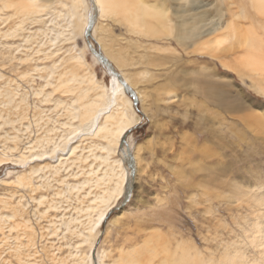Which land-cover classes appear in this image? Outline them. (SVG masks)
I'll return each mask as SVG.
<instances>
[{"label":"rangeland","instance_id":"rangeland-1","mask_svg":"<svg viewBox=\"0 0 264 264\" xmlns=\"http://www.w3.org/2000/svg\"><path fill=\"white\" fill-rule=\"evenodd\" d=\"M19 2H26V0ZM52 2L50 10L42 16L43 22L25 19L19 26L20 28H17V23L22 18L11 17L9 19L12 15L11 11L8 13L9 17L2 15L6 14L4 12L0 14L2 15L0 16V92L17 94L14 98L15 103L13 102L11 106H4L0 97V117L2 120L14 122L13 127L12 125L3 126L0 130V137L6 133L16 135L12 128L24 132L23 129L28 126L27 132L17 134L20 137L17 143L19 148H23V145L29 141L44 137L45 131L53 126L52 121L45 124L46 119L58 120L59 123L67 121V107L71 103L70 100L75 97V93L72 95L64 94L61 90L54 91V85L58 84L59 74L61 76L66 74L62 77L63 79L68 78L69 69L74 66L71 71L85 77L91 73L99 83L104 86L110 85L111 75L99 62L95 61L96 58H93L84 39V33L76 31L75 36L70 40L59 39L54 44H51L49 40L54 38L55 32L51 34L47 32V36L37 33L47 28L59 30L58 23L62 26L64 24L61 14L67 12V8H63L59 3L66 1L52 0ZM226 2L222 7L219 6L221 13L216 15L218 7L216 0H187V4L194 6L197 12L202 11L203 15L208 20L210 19L211 24L208 27L215 28L223 22H233L241 32L255 28L256 34L263 37L262 24L253 21L248 16L244 19L237 16L243 8L247 15L251 16L253 11L248 8V5H239L232 3L233 1ZM189 11H192L191 8ZM51 19L56 25L55 28L48 23L47 26L45 25V22ZM103 20V23L100 22L101 27L107 31L99 29L96 38L95 35L90 38L91 45L96 52L103 51L98 43V40L101 41L99 36L109 37V35L115 38L114 41L118 47L126 48L134 44L147 50L139 49L136 55L131 56L135 62L133 67L118 69L111 64L118 74L126 73L131 76L142 73L148 76L166 74L167 83L164 77L145 82L149 78L147 77L137 84L138 90H143L152 97L147 98L146 96L143 105L148 107L153 100L156 104L154 108L156 111L153 110L154 114L150 113L147 116L135 97L137 103L133 104V110L139 117V123L123 137L121 150L112 157V160L123 159L128 173L127 182L124 185L125 190H123L124 198L122 197L118 205L111 210L107 221L101 228V234L95 242V259L93 260H98L96 259L98 252H104L107 255L105 261L108 262L116 257L119 249L129 251L138 248L153 232H158L161 239L154 245L159 251L166 247L173 251L178 246H188L197 250L205 258L210 255L213 259H220L225 252L230 255L240 253L245 259V264H261L258 255L261 248L257 247L256 241L264 235L253 234L258 228L261 230L264 228V202H253V196L255 194L257 198L262 196L264 200V133H261L263 135L261 136L260 132L255 131V128L251 126L248 119L242 116L255 113L264 120V97L253 91L248 80L220 65V61L228 62L242 52L239 50L229 54H220L219 61L207 56L183 52L175 47L178 60L171 57V64L162 68H152L146 62L144 65L136 63L138 57L140 55H157L158 57L159 54L149 52L148 49L151 46L165 43L127 33L120 30L112 20ZM8 30L10 31L6 32ZM167 44L172 45L170 42ZM79 53L83 59L81 66H77V63L69 59L71 55ZM67 60L70 61L66 64ZM53 65L55 66L54 74L51 75L50 69ZM197 74H201L202 79L206 81L211 80L212 83H218L216 87L219 92L240 103L244 109L243 113L239 111L233 114V112L223 111L205 98L202 95V89L206 91V87L201 86L203 83L194 77ZM48 82L52 83V86L46 87ZM168 82H171L170 85L173 86H165L166 90L163 89L164 87L161 88ZM167 87L172 88V95L167 96ZM40 88H43L44 95L51 94L49 102H44L43 96H35L34 93ZM22 98L25 101L14 108ZM130 99L132 100L131 97ZM55 101L61 102L57 108L54 106ZM43 110V116L38 114ZM48 110L51 112H47ZM239 114L242 115L239 116ZM39 115L43 121H38L41 123L36 124ZM2 120L0 119V124ZM72 124L73 126L79 125L77 121ZM50 136L53 138L52 135ZM80 140L85 141L83 147L90 146L91 141L82 139V137L75 140L78 141L76 145ZM94 142L103 143L93 140L91 145ZM6 147H11V144L6 142L4 146L3 138H0V151H4ZM93 152L100 154L95 149ZM126 153H129L127 159L135 161L134 156L138 158L137 166L134 161H130L131 167L126 163L127 159L125 160L123 156ZM87 164L89 161L82 165H72L70 173L67 175L62 173V175L68 177L72 172L82 174L87 169ZM28 165L9 163L0 167V210L3 208L1 197H9L10 193L15 192L14 188L3 185L1 182L14 180L16 174L20 175L28 171ZM102 167L104 168L103 165ZM209 169H215L214 172L217 175L213 179L209 177L214 172L213 170L210 172ZM216 169L219 171L216 172ZM223 170L224 172L219 175ZM82 177L79 176L78 180ZM207 180L209 182L205 183ZM69 181L73 182L70 178ZM62 187L56 182H51L46 191L29 193L27 190L26 192L20 190L16 192L12 199L13 205L18 200L19 194H24L22 202L26 208L22 215L25 220H29L37 233H35V246L22 248L21 258L32 256L37 250L38 253L31 258L36 259V264H53L49 259L51 252L57 257H64L72 251L71 246L76 243V238L66 234L65 239H61V230L58 231L59 238L49 234V231H45L47 221L54 215L59 216L64 213L66 216L75 215L76 209H85V202H79L74 196L55 198L58 211L50 212L48 219L46 216L38 218L37 213L33 212L37 207L32 201L33 198L38 197L35 194L42 193L50 197L57 188ZM234 187L241 190L246 189L250 193L249 197L244 196L243 198L240 194H234L232 190ZM91 192L94 194L99 190L93 187ZM29 195H33L32 199ZM39 210L42 211L43 206H40ZM7 212L8 210L1 211L2 214ZM22 231L20 227L11 232L6 227L2 228L0 240L3 234H9L11 240H3L5 243H1L3 246L0 249V264H21L22 262L25 264V259L20 262L13 253V249H8L18 244L13 240L15 236H20L21 241L26 244ZM58 247L60 251L57 253ZM87 251V246L82 248L83 253ZM159 258H162V255Z\"/></svg>","mask_w":264,"mask_h":264},{"label":"bare ground","instance_id":"bare-ground-1","mask_svg":"<svg viewBox=\"0 0 264 264\" xmlns=\"http://www.w3.org/2000/svg\"><path fill=\"white\" fill-rule=\"evenodd\" d=\"M19 1L0 0V14L4 12L6 14L2 15L9 17L8 13L11 11L12 15L9 19L11 17L22 18L20 22L17 21V28H20L19 26L23 24V20L25 19L30 21L32 19L33 22H43V14L50 10L53 5L52 0ZM65 1L62 4L61 2L59 3L63 8H67V12L63 14L60 12L64 23L63 26L58 23L59 30H50L47 28L44 31L37 32L41 34L55 32L54 38L49 40L51 44L56 43L59 39H64L65 41L70 40L75 36L76 31H79L81 34L84 33V39L86 41L85 34L89 27L90 19L93 13H96L92 33L88 39L94 35L96 38L99 29L106 32L107 30L101 27V23L104 22L103 19H110L120 30L146 39L165 43L149 47V52H155L159 56L140 55L136 62H139L140 65H144V62H146L152 68H162L171 64V57H175L178 60V53H176L175 47L183 52H191L192 54L207 56L212 59H218L220 54H229L240 50L242 53L236 57L234 56L228 62H223L218 59L220 65L233 70L241 78L248 80L253 91L264 97V0H216L218 7H222L226 1H233L232 3L239 5H248V8H251L253 11L251 13L252 15H247L245 8H243L237 16L243 19L248 16L253 21L262 24L263 37H259L256 34L257 31L255 28L251 30L246 29L244 32H241L233 22H223L222 25L218 24L215 28L208 27L211 24L210 19L208 20L202 11L197 12V9L193 8L194 6L187 4V0H92L93 6L88 0ZM216 4L214 3V5ZM218 7L215 13L216 15L221 13V9ZM190 8L192 11H189ZM47 23L54 28L56 26L53 24V19L45 22V25ZM99 37L102 44L100 40H98V43L103 48V54L101 55L104 59L108 60L107 62L110 65L114 64L118 69L133 67L135 62L131 56L136 55L139 49H145L134 44L126 48H121L116 45L115 38H112V36ZM167 42H170L172 45L167 44ZM92 56L94 59L96 58L95 61L102 65L95 55ZM69 59L77 63V66L83 64L80 53L71 55ZM70 60H67L65 63L67 64ZM52 67L50 69L51 75L54 74L53 69L55 66L53 65ZM73 67L69 69L70 76L68 78L63 79L62 77L66 74L62 76L59 74L58 84L54 85V91L61 90L64 94L72 95L75 93V97L70 100L71 103L67 107L68 118L65 123H59L58 120L46 119L44 123L47 124V122L52 121L53 126L45 131L44 137L25 143L23 148L17 146V143L20 141V137L17 134L22 132L19 129L12 128L16 135L6 133L0 137L3 138L4 146L6 142L11 144V147H6L4 151H0V167L9 163L15 165L29 164L28 171L20 175L16 174L15 179L12 181L1 182L3 185L14 188L15 192L10 193L9 197H1L2 210H8V212L2 214V210H0V231H2L3 227L8 228L9 232L20 227L23 229L22 232L24 233L22 235L26 240V244H24L20 236H15L13 240L18 244H14L12 245L13 248L9 247L8 249H13V253L20 262L25 259V264H36V259L31 258L38 253L37 250L32 256L28 255L26 258H21L22 248L34 247L36 242L35 230L29 220H25L22 215L26 208L22 202L24 194H19L20 196L14 205L12 199L15 197L16 192L20 190H27L29 193L40 192V190L46 191L50 187L51 182H56L63 187L60 189L57 188L56 192L50 197L42 193L35 194L38 197L33 198L32 201L36 203L37 207L35 210H32L37 213L38 218L46 216L48 219L47 216L50 215V212L58 211V203L55 201V198L74 196L79 202H85L84 204L86 206L85 209H76L75 215L69 214L66 216L64 213L59 216L54 215L53 218L48 219V225L44 229L45 231H49V234L58 237V231L61 230V239H65L66 234H70L76 238V243L71 246L72 251H69L66 256L57 257L53 252H49V259L53 264H245V259H243V255L240 253L230 255L228 252H225L220 259H213L210 255L206 258L203 257L197 250L188 246H178L173 251L166 247L159 251L154 245L156 241L161 239L158 232H153L138 248H133L129 251L119 249L116 257L108 262L105 261L107 255L104 252H98L96 255V259L98 260H93L95 259V242L99 234H101V228L107 221L111 210L118 205V202L123 197L124 185H126L125 183L128 178V173L123 164L124 160H112V157L117 155L121 150L123 137L139 123V117H137L133 110V104L135 105L137 102L133 98L137 97L144 114L147 116L150 113L151 115L154 114L153 110H155L156 104L151 99L152 103L150 102L149 108L143 105L145 97L147 96L149 98L151 96H148L143 90H138L136 88L137 84L141 83L147 77L149 78L145 82H152L164 77L167 83V76L166 74L148 76L144 73L134 74L132 76L126 73L118 74L111 65V69L117 75L110 73V85L104 86L91 73L88 77H85L71 71ZM194 77L203 83L201 86L206 87V91L202 89V95L210 102L216 104V106H219L223 111L233 112L234 114V112H242L244 110L240 103L231 100L226 94L219 92L218 87H216L218 83L215 84L211 80L206 81L202 79L201 74L194 75ZM171 82L161 86V88L164 87L163 89L166 90L165 86H173L170 85ZM47 86H52V83H46ZM167 91V96L173 94L171 87H167ZM34 94L35 96H43L44 102H49L48 99L51 95L50 93L44 95L43 88H40ZM16 96L17 94L11 92H0L1 103L4 106H11ZM24 101L25 99H20V102L15 104V106L13 105L14 108H17ZM60 103L59 101H55V108L59 107ZM47 112H51V110ZM43 113L44 110L38 114L43 116ZM40 115L38 116L36 124L41 123L38 121H43ZM243 116L242 118L248 119L252 124L251 126L255 128V131L260 132V135L264 133V120L260 116L255 113H249ZM0 119L2 120V117ZM2 121L0 130L4 125H12L13 127L14 122L9 120ZM74 121H77L79 125L73 126L72 122ZM28 129L29 127L26 126L23 130L27 132ZM58 132L59 134L56 135ZM80 137L90 140L91 143L93 140L102 141L103 143L97 144L94 142L92 145L90 143L88 147H83V142L85 141L80 140L79 144L76 145L78 141L75 140ZM94 149L99 151L100 154H95L93 152ZM85 150H87L86 153ZM123 156H125L126 160L129 157V153ZM134 159L135 161L129 158L126 160V163L131 167V162L134 161L137 166L138 158L134 156ZM88 161L87 169L82 174H73L72 172L68 177H63L62 173H66V175L70 173L72 165H82ZM209 170L210 172L212 170L214 172L215 169ZM217 171L219 170L216 169ZM222 172L224 170L220 171L219 175ZM216 175L214 172L209 178L213 179ZM79 176H83L82 179L78 180ZM69 178L73 182H70ZM209 180L205 183H208ZM93 187L98 189L99 192L92 194L91 188ZM232 190L235 192L234 194H240L243 198L244 196L248 198L250 194L246 189L241 190L234 187ZM253 197V202H264L262 196L257 198L255 194ZM40 206H43L42 211L39 210ZM261 234L264 235V228L262 230L258 228L253 235ZM9 239V234H3V238L0 240V249L3 246L1 243H5L4 241ZM256 242L258 243L257 247L261 248V251L258 253L260 258L259 262L264 264V237L260 236ZM86 246L88 247V251L87 253H83L82 248ZM56 251L58 253L60 248L58 247ZM161 255L162 258H159ZM46 259L48 260V258Z\"/></svg>","mask_w":264,"mask_h":264},{"label":"water","instance_id":"water-1","mask_svg":"<svg viewBox=\"0 0 264 264\" xmlns=\"http://www.w3.org/2000/svg\"><path fill=\"white\" fill-rule=\"evenodd\" d=\"M91 5L93 6V1L92 0H88ZM93 10L95 11V8L93 7ZM95 19H96V13H93L92 15V18L90 19V22H89V27L87 28V31H86V34H85V38H86V41H87V44L91 50V53L92 55H95V57L98 58V60L102 63L103 67L106 69V71L110 74V73H113V75H117L116 72H114L112 69H111V65L107 62L106 59L103 58V56L101 55L100 52H96L92 45H91V42H90V39H88L89 35L92 33V29H93V26H94V23H95ZM134 101H135V98H133Z\"/></svg>","mask_w":264,"mask_h":264},{"label":"crops","instance_id":"crops-1","mask_svg":"<svg viewBox=\"0 0 264 264\" xmlns=\"http://www.w3.org/2000/svg\"><path fill=\"white\" fill-rule=\"evenodd\" d=\"M94 43H95V42H94ZM96 44H98V43H96ZM100 50H101V48H100ZM101 54H103L102 51H101ZM107 61H108V60H107ZM113 68H114V67H113ZM114 70H115V68H114ZM116 70H117V69H116Z\"/></svg>","mask_w":264,"mask_h":264}]
</instances>
